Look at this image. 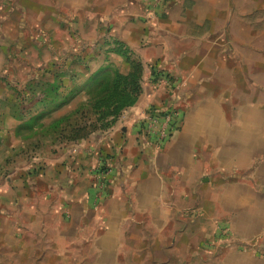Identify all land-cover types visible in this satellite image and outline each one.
<instances>
[{"label":"crops","instance_id":"1","mask_svg":"<svg viewBox=\"0 0 264 264\" xmlns=\"http://www.w3.org/2000/svg\"><path fill=\"white\" fill-rule=\"evenodd\" d=\"M170 1L155 20L149 0H0V161L25 145L17 98L31 102L43 92L31 86L54 82L61 33L86 39L71 63H89L79 54L97 47L124 60L111 52L116 40L144 68L136 104L111 127L24 155L6 168L4 192L20 180L23 208L49 197L72 226L99 216L100 252L110 237L153 264H264V28L236 19L235 0ZM108 28L115 37L96 46ZM177 90L182 122L157 151L140 136L141 120L151 107L167 109Z\"/></svg>","mask_w":264,"mask_h":264},{"label":"rangeland","instance_id":"2","mask_svg":"<svg viewBox=\"0 0 264 264\" xmlns=\"http://www.w3.org/2000/svg\"><path fill=\"white\" fill-rule=\"evenodd\" d=\"M169 1L149 0L150 6H147V10L151 9L155 20H160L163 18V12L171 9L172 3ZM233 4L237 10L236 19L249 22L254 31L263 30L264 0H235ZM141 9L143 10L142 5L141 8L139 7V10ZM239 11H245V13H238ZM61 26H67V24L64 23ZM103 30H105L104 27ZM106 31L112 37H108L110 35L105 37L102 34V38L97 37L94 40L96 46H104L105 42H111L115 37L112 35L111 29L108 28ZM60 36H63L60 38V63L51 70L52 73L54 72V82L51 83L49 75L43 84L30 87V92L39 88L46 92L47 112L28 118L21 109L28 107L32 110L37 106L40 108L42 106L34 100L20 106L22 97L17 98L19 105L14 112L22 121L17 133L19 132L24 138L25 145L15 159L8 156L6 160L0 161V168H2L0 183H3L0 185V264H153V259L150 263L147 255L143 256L136 247H131V241L128 248L121 249L120 242L110 240L109 237V240L103 243V246L108 250L100 252L97 246H99L98 238H100L101 228L99 219H96L99 216L91 212L85 215V221H81L77 226H72L71 218L67 217L68 214L58 213L54 204L50 203L49 197L39 208L35 206L23 208L20 180H17L16 184L12 186L10 194L4 192L3 186L10 179L9 170L6 168H10L16 163L21 164L25 159L24 155L45 152L57 141H63L60 132L77 119L78 116L75 115V112L81 107L85 111L89 109L86 92L90 87H87L85 83L92 74L112 75L115 71L125 74L129 71H127L128 64L122 59L114 61L111 53L107 52V55H103L102 58L98 47L92 53L85 48L80 52L79 55L84 58L83 61H87V57H92L88 61L89 63H71L74 52L79 50V43L83 45L86 39L83 40L82 34L78 32L69 33L70 41L65 38L66 34L61 33ZM85 36L90 35L84 34ZM70 59L71 61H69ZM162 77L166 81L172 79L167 73L162 74ZM155 82L157 83V81ZM75 86L77 89L74 91H80L74 101L58 110H53L64 100L66 93L71 92ZM171 88L175 89V87ZM175 93L173 97L172 95L169 97L168 105L170 104V106H175L179 102L175 99L180 98L183 94L180 90ZM76 217V219H82L79 216ZM67 232V235H63ZM137 245L138 243L135 241V246ZM154 264L164 263L156 260Z\"/></svg>","mask_w":264,"mask_h":264},{"label":"trees","instance_id":"3","mask_svg":"<svg viewBox=\"0 0 264 264\" xmlns=\"http://www.w3.org/2000/svg\"><path fill=\"white\" fill-rule=\"evenodd\" d=\"M113 43L114 48L111 52L124 58L129 65V71L125 74L115 71L112 75H91V78L85 83L87 87H90L86 92L89 109L85 111L81 107L80 110L75 112L78 117L69 124L68 128L61 130V140H78L87 137L93 132L108 129L120 118L124 111L136 104L141 95L143 63L123 44L116 40ZM151 71L152 81L155 82L161 75L154 67H152ZM74 89H77L76 86L71 90L74 91ZM72 91L66 93L64 100L53 110L69 105L77 97L80 90L77 92ZM22 93H19L18 97L23 96L21 95ZM46 95V92H42L33 99L42 106V114L47 112L48 102ZM24 99L22 97L20 106L25 104ZM21 111L29 114V111H26V107L23 110L21 109Z\"/></svg>","mask_w":264,"mask_h":264},{"label":"built area","instance_id":"4","mask_svg":"<svg viewBox=\"0 0 264 264\" xmlns=\"http://www.w3.org/2000/svg\"><path fill=\"white\" fill-rule=\"evenodd\" d=\"M182 118V111L177 106L172 105L165 110L151 107L143 114L140 136L154 149L161 151L178 132ZM97 178H99L98 187L102 189L104 183L102 171L97 172Z\"/></svg>","mask_w":264,"mask_h":264}]
</instances>
